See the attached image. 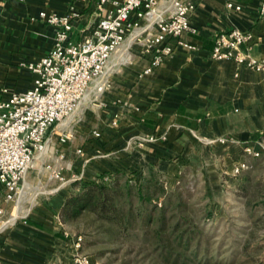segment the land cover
Returning <instances> with one entry per match:
<instances>
[{
    "label": "crops",
    "instance_id": "1",
    "mask_svg": "<svg viewBox=\"0 0 264 264\" xmlns=\"http://www.w3.org/2000/svg\"><path fill=\"white\" fill-rule=\"evenodd\" d=\"M171 1L162 0V5ZM186 1L195 5L190 19L197 33L183 38L198 49L178 46L173 55L146 74L152 54L130 34L109 61L112 86L97 96L91 92L78 108L92 119L94 134L87 141V155L100 148L114 154L67 166L83 179L81 184L99 182L117 170L145 173L176 167L175 158L171 163L169 159L176 155V160L181 159L196 145L204 152L206 168L223 170L226 165L228 172L235 161L246 160V146L264 153V72L211 55L217 34L239 28L253 31L251 51L264 58L263 0H233L240 9L229 8L226 0ZM69 6L70 0H0V89L24 91L32 87L35 74L21 63L38 61L54 45V27L32 20V16L42 10L65 13ZM77 9L72 33L76 42L91 31L98 12L84 0L77 3ZM59 126L60 136L66 126ZM145 135L159 139L143 145L134 142ZM62 187L39 204L31 216L34 223L25 220L4 232L16 219L0 229V264L65 263V244L71 248L73 244L61 236V210L70 193ZM0 205L7 217L9 203L0 201Z\"/></svg>",
    "mask_w": 264,
    "mask_h": 264
},
{
    "label": "rangeland",
    "instance_id": "2",
    "mask_svg": "<svg viewBox=\"0 0 264 264\" xmlns=\"http://www.w3.org/2000/svg\"><path fill=\"white\" fill-rule=\"evenodd\" d=\"M84 114L77 110L62 122L66 126L62 131L70 136L67 142L59 139V125L48 133L51 137L48 150L36 154L33 167L26 173L21 195L17 202L9 203L7 217L17 216V222L4 232L25 220L28 224L34 223L31 216L39 204L57 194L60 181L49 165L61 166L62 174L69 181L62 188L70 192V196L82 192L86 182L81 184L83 179H79L73 169H66L67 166L71 168V164L89 157L97 160L114 156L103 148L87 155L90 151L87 141L94 132L92 119ZM135 141L138 142L137 138ZM79 148L82 153L77 152ZM203 156V150L196 145L181 159L176 160L178 155L169 159L171 163L175 158L173 164L176 163V167L166 166L145 173L115 171L121 186L129 182L138 187L145 178L157 184L153 190H158L160 184L164 186L165 192L158 190L154 194L153 205L157 207L149 204L148 211L159 216L165 208L164 213L169 219L168 234L176 226H180L179 231L188 229L193 239L191 248L166 246L167 240L162 241L153 233L158 227L156 222L144 226L139 221L123 228L88 210L75 218L60 216L62 238L73 244L77 236H82L79 251L93 264H184L185 253L189 256L191 252L197 253L195 259L199 264H264V153L260 152L259 156L248 154L245 161L249 167L239 174H233L232 169L228 172L226 165L223 170L221 167L206 168ZM99 183L109 182L103 179ZM138 204V197H134L133 205ZM66 250L64 264H74V247L65 244ZM179 252L183 255L178 258Z\"/></svg>",
    "mask_w": 264,
    "mask_h": 264
},
{
    "label": "built area",
    "instance_id": "3",
    "mask_svg": "<svg viewBox=\"0 0 264 264\" xmlns=\"http://www.w3.org/2000/svg\"><path fill=\"white\" fill-rule=\"evenodd\" d=\"M70 0L67 12L40 11L32 20L43 21L54 27V45L38 61L22 62L23 67L35 74L34 84L24 91L0 89V201L17 202L23 189L28 170L33 167L37 153H45L51 137L48 133L72 116L91 92L102 94L112 86L109 61L121 48L126 37L134 34L151 53L150 63L144 73H151L166 58L173 55L178 46L196 50L198 46L185 40V34H196L191 24V13L195 5L186 0H172L165 7L162 0H84L97 8V19L91 31L80 41H73L74 20L78 16L77 3ZM229 8L241 6L226 0ZM264 17V0L260 6ZM252 30L233 28L222 31L215 37L212 58L228 59L249 69L264 72V58L253 55ZM118 114L113 124L118 123ZM99 135V132H95ZM164 138V137H162ZM61 142L70 139L62 132ZM154 135L137 138L143 145L156 141ZM227 138H219L226 142ZM245 152L255 156L260 151L250 146ZM82 153V149L77 150ZM52 174L59 179V186L69 181L62 174L61 166L49 165ZM245 160L237 161L232 167L233 174L247 169ZM113 175H107L110 182ZM16 216L6 217V210L0 205V229L16 221ZM83 237L77 236L73 243L74 264H93L81 253Z\"/></svg>",
    "mask_w": 264,
    "mask_h": 264
},
{
    "label": "trees",
    "instance_id": "4",
    "mask_svg": "<svg viewBox=\"0 0 264 264\" xmlns=\"http://www.w3.org/2000/svg\"><path fill=\"white\" fill-rule=\"evenodd\" d=\"M118 172L120 171L117 170L116 173ZM116 173L114 172L109 183L86 182L82 192L68 196L61 210V217L63 219L75 218L83 211L88 210L96 213L98 218L116 223L123 228L134 226L139 221L144 226L156 222L158 227L153 230V233L160 237L162 241L167 240L166 246L169 248L181 247L185 250L191 248L193 239L188 229L179 231L177 229L180 226H176L168 234L169 225L167 222L169 219L164 213L165 208L159 216H154L151 210L148 211L149 206L153 205L155 200L154 194L158 190L162 193L166 191L164 186L160 184L158 190H153L156 183L150 178H145L138 187L129 184V182L121 186L116 180ZM134 197L139 199V204L136 206L133 205ZM153 206L157 207L155 204ZM173 244H176V246ZM170 252H173V250L170 249ZM176 255L179 258L183 254L179 252ZM185 255L184 264H199L195 259L197 253L191 252L190 257L186 253Z\"/></svg>",
    "mask_w": 264,
    "mask_h": 264
},
{
    "label": "bare ground",
    "instance_id": "5",
    "mask_svg": "<svg viewBox=\"0 0 264 264\" xmlns=\"http://www.w3.org/2000/svg\"><path fill=\"white\" fill-rule=\"evenodd\" d=\"M17 217V216H16Z\"/></svg>",
    "mask_w": 264,
    "mask_h": 264
}]
</instances>
